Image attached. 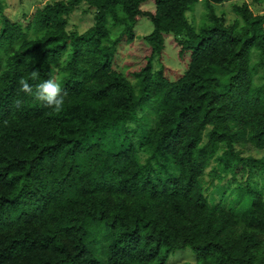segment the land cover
Returning <instances> with one entry per match:
<instances>
[{
    "label": "trees",
    "instance_id": "trees-1",
    "mask_svg": "<svg viewBox=\"0 0 264 264\" xmlns=\"http://www.w3.org/2000/svg\"><path fill=\"white\" fill-rule=\"evenodd\" d=\"M199 1L50 0L25 26L2 15L0 264H165L187 246L196 260L181 264H264L262 190L224 205L202 185L212 160L217 179L264 172V157L243 155L264 151V14L233 5L226 25L214 5L233 0H203L195 27ZM82 5L93 24L69 30ZM141 18L153 28L132 84L113 59ZM169 35L185 66L175 79L152 67ZM49 77L68 94L60 113L18 83Z\"/></svg>",
    "mask_w": 264,
    "mask_h": 264
},
{
    "label": "rangeland",
    "instance_id": "rangeland-1",
    "mask_svg": "<svg viewBox=\"0 0 264 264\" xmlns=\"http://www.w3.org/2000/svg\"><path fill=\"white\" fill-rule=\"evenodd\" d=\"M50 0H0V25L2 15L6 16L10 21L19 22L23 26L26 25L28 19L31 17L35 9L45 2ZM247 3L249 9L258 14H264V0H233L227 1L218 5H214L215 13L224 21L226 25L231 24L238 18L233 12V5H241ZM147 10H153L154 4L149 1L143 5ZM86 6L82 5L76 10L68 21L67 28L69 30H77L83 32L93 24V11L85 12ZM206 8L204 1L197 2L191 10L186 12V17L189 23L195 27L204 18ZM110 40L114 41L120 38L121 27L110 24ZM152 23L147 18H141L134 27V39L132 43H128L125 38H121L116 44V52L113 59V66L118 71L126 74L132 84H135V79L128 74L131 70L140 65L142 60V43L144 36L152 31ZM172 35L165 39V47L161 56H155L152 61L154 70L164 67L165 73L170 79H175L184 71V63L180 61L177 55V47L172 43ZM181 38V37H179ZM257 54L252 56V62L257 60ZM260 69L258 74L254 76V84L262 83ZM243 155H250L255 159L264 157V151L251 149ZM217 166V161L212 160L202 176V185L205 189V195L213 202L221 201L224 205L231 202L237 193L239 187L243 188L248 184L250 187L262 190L264 196V172H262L261 165L255 166L250 174L247 172L241 176L240 173L233 176L232 174L221 175L220 178L212 177L211 170ZM248 175V176H247ZM234 178V180H233ZM237 204V202H234ZM196 260L194 251L187 246L173 250L169 253L165 264H181L184 262L194 263Z\"/></svg>",
    "mask_w": 264,
    "mask_h": 264
},
{
    "label": "clouds",
    "instance_id": "clouds-1",
    "mask_svg": "<svg viewBox=\"0 0 264 264\" xmlns=\"http://www.w3.org/2000/svg\"><path fill=\"white\" fill-rule=\"evenodd\" d=\"M31 81L39 80V73L32 71ZM20 90L28 95H34L36 100L41 101L45 106L50 107L55 113H60L66 103L67 92L62 88L61 81L58 78L49 77L42 82L33 84L28 79L21 78L18 81Z\"/></svg>",
    "mask_w": 264,
    "mask_h": 264
}]
</instances>
